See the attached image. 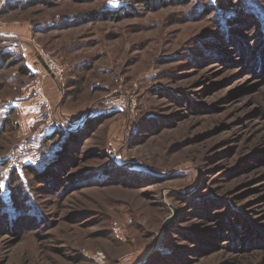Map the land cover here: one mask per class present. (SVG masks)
Here are the masks:
<instances>
[{
    "label": "rangeland",
    "instance_id": "rangeland-1",
    "mask_svg": "<svg viewBox=\"0 0 264 264\" xmlns=\"http://www.w3.org/2000/svg\"><path fill=\"white\" fill-rule=\"evenodd\" d=\"M2 18L0 264H264V0H21Z\"/></svg>",
    "mask_w": 264,
    "mask_h": 264
},
{
    "label": "built area",
    "instance_id": "built-area-1",
    "mask_svg": "<svg viewBox=\"0 0 264 264\" xmlns=\"http://www.w3.org/2000/svg\"><path fill=\"white\" fill-rule=\"evenodd\" d=\"M12 0H0V30L4 29V27L6 26V21L2 18V12L5 9V7L7 6V4L9 2H11ZM37 53H39L40 57L42 58V60L44 61L43 63L45 64V66L47 67L48 72L50 73V75H52L54 78H60L65 74V68L56 63L53 59H44L42 51L37 48ZM30 100L32 99V104L35 105L37 108H43L46 111L52 112V105L50 104V101L44 91V86L42 85V83L37 82L30 87ZM121 95V92L116 91L115 93L112 94V98L108 101V103L111 104H123L120 103L121 101V97H119ZM49 123H51V118L48 119Z\"/></svg>",
    "mask_w": 264,
    "mask_h": 264
},
{
    "label": "trees",
    "instance_id": "trees-1",
    "mask_svg": "<svg viewBox=\"0 0 264 264\" xmlns=\"http://www.w3.org/2000/svg\"><path fill=\"white\" fill-rule=\"evenodd\" d=\"M19 2H21V0H17V1H15L14 2V4H12L13 3V1H11V2H9L8 4H7V6L5 7V9L6 8H8L9 6H16V4L17 3H19ZM102 13L104 14V15H107V17H110V15H115V13H118V10H115V9H106V10H102ZM117 15V14H116ZM1 54H2V57H3V61H7L9 58H10V56L12 55V52L10 51V50H8V49H3V50H1V52H0V58L2 59V57H1ZM23 68V70L24 71H26L27 72V68H26V66H23L22 67ZM91 125H92V123H91ZM62 130V129H61ZM74 129L73 128H70V129H68V130H66V129H63L62 131H64L65 132V135H63V139H61V142L60 143H62V142H66V145L64 144V146H65V148H66V150L68 149V147H70L73 143H75L77 140H78V135H75V133H71L72 131H73ZM55 131H53V132H51V133H49L48 134V136H47V139L48 140H52V139H55L56 138V136H55V133H54ZM72 134V136H71V134ZM68 137H69V141H65L66 140V138H67V140H68ZM62 149V148H61ZM60 148H56L55 150H54V156L56 157L58 154H55L57 151H60L61 150ZM67 153V151H65L64 152V154H66ZM59 155H61V153L59 154ZM62 156V155H61ZM25 170L26 171H29L30 173H32L33 175H35L36 177H40V174H39V172H42V171H45V168L44 169H42V170H40L38 167H36L34 164H27L26 166H25ZM41 174H45L44 172H42ZM15 179H18L17 178V176H16V178ZM19 218V217H18Z\"/></svg>",
    "mask_w": 264,
    "mask_h": 264
},
{
    "label": "crops",
    "instance_id": "crops-1",
    "mask_svg": "<svg viewBox=\"0 0 264 264\" xmlns=\"http://www.w3.org/2000/svg\"><path fill=\"white\" fill-rule=\"evenodd\" d=\"M5 28H6V27H5ZM5 28H4V29H5ZM2 30H3V29H2ZM6 33H7L8 35H10V34H11V35H15L13 32H6ZM30 101H31V100H30ZM31 103H32V102H31ZM51 132H52V130H49L48 133H51Z\"/></svg>",
    "mask_w": 264,
    "mask_h": 264
},
{
    "label": "snow or ice",
    "instance_id": "snow-or-ice-1",
    "mask_svg": "<svg viewBox=\"0 0 264 264\" xmlns=\"http://www.w3.org/2000/svg\"><path fill=\"white\" fill-rule=\"evenodd\" d=\"M3 185H2V183H0V187H2Z\"/></svg>",
    "mask_w": 264,
    "mask_h": 264
}]
</instances>
